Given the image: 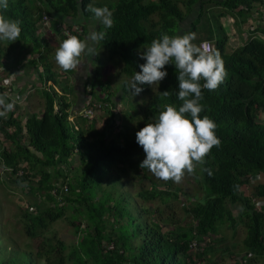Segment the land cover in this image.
Wrapping results in <instances>:
<instances>
[{"label":"trees","instance_id":"trees-1","mask_svg":"<svg viewBox=\"0 0 264 264\" xmlns=\"http://www.w3.org/2000/svg\"><path fill=\"white\" fill-rule=\"evenodd\" d=\"M89 4L107 6L113 12V26L100 30L106 32L100 45L110 59L120 60L121 73L130 81L140 71L139 65L145 63L140 55L146 50L143 47L150 46L161 33L183 34L180 33L182 25L200 8L190 30L185 32L198 35L203 31V37L198 36L194 42H212L227 70V77L218 89L202 90L201 117L208 115L216 123V135L221 141L202 165V180L207 188L205 201L197 202L189 210L195 226L172 225L166 230L162 221L151 223L137 217L135 208L130 207V195L119 191L110 178L116 169L138 171L145 153L136 142V133L153 122L165 105L182 106L178 98V72L173 64L166 66L168 75L161 82L159 92L145 103L142 122L134 133L128 125L118 127L112 96L99 98L108 104L110 118L105 128L98 129L84 117L79 122L72 121L73 105L67 96L59 95L53 88L44 90L41 115H31L25 122L15 111L6 119L0 117V133L12 143L11 148L0 151L3 171L10 170L19 184H27L35 199L44 197L37 211L32 214L27 210L25 216L29 237L42 239L36 252L8 256L0 241V264H201L200 258L220 256V248L217 243H210V235L223 244L220 226L228 223L235 228L238 222L244 223L248 230L245 248L255 253L256 259L264 257V211L255 204L264 200V184L255 190L253 197L244 193L254 177H264V122L261 119L264 39H252L228 53L230 37L220 17L238 16L245 24L254 8L264 7V1L112 0V3L94 5V0H9L7 15L22 22V32L16 42L8 41L7 45L0 42V65L14 70L23 65L25 56L38 55L24 67L35 69L41 83L59 84L51 63L44 64L47 59L42 54L45 40L39 32L40 23L46 17H54L73 19L84 26L94 19L87 11ZM211 7H219L222 12L209 17ZM39 60L44 65L43 72L38 70ZM98 85L104 89L105 85L100 82ZM123 87V94L132 92L130 82ZM142 87L140 94L152 93V86ZM165 91L169 92L168 96L161 94ZM172 182L169 180L167 187ZM66 186L68 195L63 190ZM169 194L178 199V194L169 191L138 195L142 199H154ZM231 205H241L237 217ZM29 206L34 208L33 204ZM69 209L76 211L69 221L79 237L70 250L56 236L44 237L52 224L67 217ZM84 221L86 228H83ZM208 236L203 253L192 254L190 245ZM105 244H114L115 250L106 251ZM244 259L240 264H248Z\"/></svg>","mask_w":264,"mask_h":264},{"label":"rangeland","instance_id":"rangeland-1","mask_svg":"<svg viewBox=\"0 0 264 264\" xmlns=\"http://www.w3.org/2000/svg\"><path fill=\"white\" fill-rule=\"evenodd\" d=\"M100 3H112V1L94 0V5ZM220 12H222V10L219 7H211L209 9V17L215 16ZM220 17L222 18V20H220L224 25L226 33L230 36L231 40L228 47V53H232L248 40L245 34L250 32V27H248L249 24L243 25V21L240 18L238 19L234 16H231V18L229 16ZM235 19L240 20L239 22L235 21L237 22L236 26H234ZM206 21L207 19H204L203 23H206ZM188 23L189 20L182 25L183 28L180 33H184L185 30H187ZM92 31L93 30L90 29L88 35ZM245 31H247V33H245ZM202 32L203 31H200L197 37H203ZM43 36L46 40H50L51 45L54 49H56V43L52 40V32L43 30ZM4 44L7 45L8 43L5 42ZM211 44L214 46L212 42ZM95 49L99 54L91 59V63L100 75V84L107 85L110 93L113 94L115 111L118 113V117L116 119V122L119 123L118 127L121 128L123 125H128L131 132L134 133L137 131L139 123L142 122L141 114L145 103L159 92L162 81L159 85H152V93L150 95L140 94L138 96H134L132 92L125 95L123 94V85L131 81L126 77V75L121 73L123 64L120 63L118 58L110 59L109 55L104 54V49L101 47L100 43L95 45ZM37 56H25L23 66H19L21 70L18 78L15 77L14 74L10 73L13 68L9 70L0 65V85L4 86L5 82H14L15 86L21 89V79L26 82L28 81L27 77L31 75V79L29 81L33 82V79L35 78L37 80L38 74L36 70L30 69L27 66L24 67L25 64L29 63L31 58H38ZM9 62L12 61L9 60ZM5 65H8V63ZM53 65L58 72L61 71V75L60 77L58 75V78H61L59 81L64 83L67 77L62 74V69L57 68L55 59L53 60ZM24 71H27V73H23ZM93 75L95 77V74ZM91 79L93 82L94 80L92 75ZM22 91L24 92V90ZM37 91L38 89L34 92L33 96L39 93L40 99L44 102L42 93ZM29 104H22L21 107L15 106L14 111L17 113L19 118H22L23 121L31 116V113H34V111L36 112L37 108H41V103L37 101V99H35V103L32 107H29ZM109 110L110 109L108 108L104 115L99 114L95 121H88V124H96L98 129L105 128L107 120L110 118ZM80 115H74L75 120L78 122L82 117ZM261 119L264 122V114L261 115ZM11 147L12 143L0 133V151L4 148ZM110 178L119 191H123L124 193L130 195V207L132 209L135 208V215L141 218L142 221L151 223L154 221H162L166 230H168L172 225H174V227L180 226L184 228L196 225L189 210L197 202L205 201L207 188L202 180V165L197 166L193 175L186 174L182 182H172L169 187H167L169 181L158 179L148 169H142L140 167L138 171L127 170L126 172L121 169H116L111 172ZM36 182H38V180H36ZM58 184H61V181L56 182V185ZM262 184H264V177H254L250 182L249 189H245V192H243L253 197L255 190ZM35 187L37 186L35 185ZM66 188L67 186L63 188L64 194L68 195L69 192H66ZM155 191H169L174 194L176 193L178 194V199L174 197L171 198V194L166 195L165 198L156 197L154 199H142L138 195L139 193ZM34 201H36L37 204H34ZM39 202L44 203V197H39V200L35 199V196L30 193L27 184H19L17 178L12 176L10 173V170L3 171V164L0 161V241L2 242V249L6 250V254L8 252V256L11 254L18 255V253L24 251L36 252L37 247L42 242L41 238L31 239L29 237L26 229L28 220L25 217L27 210H29L32 214L37 211V205ZM29 203L33 204L34 208H30ZM255 204L259 210L263 209L264 211V200H258ZM231 208L237 217L241 211V205H231ZM75 212L76 211L69 209L67 211V217L52 224L50 230L45 232L44 237L46 239H51L56 236L57 238L63 240L69 246L70 250L71 247L76 245L79 241V237L76 235V230L71 226L69 221V218L75 215ZM84 222L85 225L83 228H86V221ZM220 229L221 232L219 237L223 238V244L218 243L219 241L217 237L210 235V243H217L220 248V256L217 259H215L214 256L209 255L207 257L208 259L200 258L201 264H240L243 258L247 259L248 264H264V257L256 259L255 253L248 252L247 248H245L244 239L247 238L248 230L244 223L238 222L235 228H232L228 223H226L221 225Z\"/></svg>","mask_w":264,"mask_h":264},{"label":"clouds","instance_id":"clouds-1","mask_svg":"<svg viewBox=\"0 0 264 264\" xmlns=\"http://www.w3.org/2000/svg\"><path fill=\"white\" fill-rule=\"evenodd\" d=\"M9 0H0V42H16L22 32L21 21L7 15ZM104 28L113 26V12L107 6H87ZM106 37L104 31H92L81 39L68 35L55 50V62L65 72L81 68L82 58L97 56L95 45ZM195 32L169 35L161 33L150 46L143 47L139 65L130 89L134 96L140 95L143 85H159L168 73L167 65L173 64L178 72V98L183 102L177 108L164 106L153 122L136 133V142L143 148L145 159L139 165L148 169L163 181L180 183L185 175H193L197 166L205 164V158L213 147H219L216 123L204 111L202 90L214 91L224 82L227 70L221 54L210 50L207 43L197 44ZM201 81L204 83L202 84ZM168 96L169 92L161 93ZM19 98H11L7 92L0 93V117L7 118L13 112ZM207 171V169H204Z\"/></svg>","mask_w":264,"mask_h":264},{"label":"crops","instance_id":"crops-1","mask_svg":"<svg viewBox=\"0 0 264 264\" xmlns=\"http://www.w3.org/2000/svg\"><path fill=\"white\" fill-rule=\"evenodd\" d=\"M109 1H112V0H109ZM199 11H200V8L197 9V11L194 15L188 17V19H187V21L189 20L188 28L185 31L190 30L191 24L196 20L197 14L199 13ZM250 15H251L249 18L250 21L248 20L249 22L245 23V24H249L248 27H250V32L247 33L248 30L245 31V33H247V34H245V36H247V39H248L247 41H245V43H247L250 40L255 39V38L264 39V7L254 8V10H252ZM229 17L231 18V16H229ZM236 17L238 18V16H236ZM46 18H47L46 20L48 21V24H45V25L40 24L39 32H40L41 38H44L43 30H48V31L52 32V35H53L52 40L55 41L56 48L59 46V44L63 40V39H61L60 33L57 31V25L59 22H64V23L70 24L72 26L80 25V24H77L76 21H73V19L63 20V19L54 18V17H46ZM235 21L239 22L240 20L235 19L234 20V26L237 25L236 24L237 22H235ZM184 23H186V22H184ZM250 23H251V25H250ZM245 24L243 23V25H245ZM83 27L86 30L85 37L88 36L90 29H92L93 31L94 30L100 31V30L105 29L104 26L101 25L99 21H96L94 19L89 20L88 22H85ZM44 40H45L44 41L45 49L43 50L42 54L45 55L46 59H47L44 64L51 63L53 71L56 73L57 78H58V75H59V77L61 75V71L58 72V70L53 65V60L55 59V50L56 49H54V47L51 45L50 40H46L45 38H44ZM204 42H206V41H204ZM207 42H209V41H207ZM230 42H231V40H230ZM245 43H243V45ZM238 48H240V47H238ZM235 50H234V52H235ZM92 58L93 57H91V56L85 55L82 58L83 64H82L81 68H78L77 70L69 71V72H64L62 70V74L65 75V77H67L66 80L64 79L65 80L64 83L59 81L61 78L60 79L58 78L59 84H53V83L44 84V83L40 82L39 78H37V80H36V78L33 79V82H32V81H29L31 79V75H29V77H27L28 81H26V82L22 81V79L20 78L21 79V84H20L21 88L24 90V94H26V96H27V98H26L27 102L25 104H29L32 102L31 104H29V107H32L35 103V99H37V101H39L41 103V108H37V111L36 112L34 111V113H31V115H41V113L44 110V103H45L43 92H44V90H50L51 88L55 89L59 93V95L67 96L69 101L72 103V105H73L72 111H71V113L73 112L72 121H76L74 118V115L78 116V114L79 115L81 114L80 116H82V117L85 116L86 109L89 106V97L91 95L90 87L94 88L95 96L97 97L98 100L102 96H104V97L105 96H112V98H113V94L110 93V90H109L107 85L104 86V89H102V90L100 89V87L98 85V82L101 81V79L99 78L100 75L97 72V69L92 66V63H91ZM43 66H44L43 63L40 62V60H39L38 61V70L40 72H43ZM57 68L60 69L58 65H57ZM19 70H21V69L19 68ZM19 73H20V71H19ZM21 73H22V71H21ZM23 73H27V71H24ZM92 73L95 74V77ZM91 75H92V78L94 80L93 82L91 79ZM5 83H7V82H5ZM35 89L36 90L38 89V91H40V93H42V97H43L44 102L40 99L39 93L35 95L37 97L33 96L34 92L36 91ZM66 90H68V93H66L67 92ZM57 109H59L58 106H57Z\"/></svg>","mask_w":264,"mask_h":264},{"label":"bare ground","instance_id":"bare-ground-1","mask_svg":"<svg viewBox=\"0 0 264 264\" xmlns=\"http://www.w3.org/2000/svg\"><path fill=\"white\" fill-rule=\"evenodd\" d=\"M47 18L43 19L40 24H48ZM57 31L60 33L61 39L65 40L67 39L68 35H77L81 39H83L86 35V30L82 25H76L72 26L70 24H66L64 22H59L57 25ZM62 40V41H63ZM19 68L12 69L11 74H14L15 77L18 78L19 75ZM13 77V75H12ZM14 78V77H13ZM23 89H19L18 87H14V89L10 92L9 96L13 99L19 98L17 100L16 106L21 107L22 104H25L26 102V94L22 91ZM91 95L89 97V106L86 109L84 118L89 121H95L96 118H98L99 114L104 115L106 110L109 108L108 104H105L97 99L95 96V90L93 87H90ZM28 118H26L25 121H27ZM24 121V122H25ZM69 191L68 187L66 188V192ZM56 193V192H55ZM85 236V235H84ZM106 251H113L115 250L114 244H106L105 245Z\"/></svg>","mask_w":264,"mask_h":264},{"label":"built area","instance_id":"built-area-1","mask_svg":"<svg viewBox=\"0 0 264 264\" xmlns=\"http://www.w3.org/2000/svg\"><path fill=\"white\" fill-rule=\"evenodd\" d=\"M264 1V0H263ZM203 43H207L210 50H214V46L210 43V42H203ZM15 83L14 82H7L4 84V86L0 85V93L3 92H7L8 94H10V92L14 89ZM208 236L207 238L203 239L202 241H194L191 245H190V249H191V253L192 254H199V253H203L204 251V247H205V243L206 241L209 240Z\"/></svg>","mask_w":264,"mask_h":264}]
</instances>
